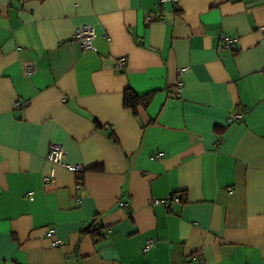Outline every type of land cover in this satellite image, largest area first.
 Wrapping results in <instances>:
<instances>
[{"label":"crops","instance_id":"crops-1","mask_svg":"<svg viewBox=\"0 0 264 264\" xmlns=\"http://www.w3.org/2000/svg\"><path fill=\"white\" fill-rule=\"evenodd\" d=\"M260 27L264 0H0V264H264ZM50 144L83 170L44 186Z\"/></svg>","mask_w":264,"mask_h":264},{"label":"built area","instance_id":"built-area-1","mask_svg":"<svg viewBox=\"0 0 264 264\" xmlns=\"http://www.w3.org/2000/svg\"><path fill=\"white\" fill-rule=\"evenodd\" d=\"M159 1L161 4H164V3H176L177 0H159ZM155 20H162V17H156L153 15H150V16L148 15L145 17V23L146 24H148L152 21H155ZM259 31L262 34H264V27H260ZM93 36H94V32L92 29H90L88 27H79V28H76L74 30L73 35H72V40L78 44L79 48L82 51H90L93 49V45H92ZM221 41H222V45H223L224 49H226L228 51H232L238 43L237 38H231L228 36H222ZM126 65H127V59L125 57H122V58H119L117 60V62L114 65V68H115V70L120 71V70H124L126 68ZM186 69L187 68H181L178 71V74L179 75L184 74L186 72ZM25 71H26V74L28 76L32 75L34 73L33 68L30 66H27ZM182 87H183V82L179 81L176 85V92L173 95V97H175V98L179 97V93H180ZM242 118H243L242 115H240L238 113H232L227 118L226 123L228 125L235 124V123L240 122L242 120ZM65 156H66V152L62 148V146L57 145V144H50L49 145L48 151H47L46 156H45V160L50 162L53 165V167L51 168V170L47 174H45L42 177V184L44 186H47L53 182L54 177H55V166L56 165L62 166V167L66 168L67 170H69L70 172H73V173H77V172H80L83 170L82 166H80V165L64 164L62 161H63V158ZM154 157L157 158L158 155L156 154V156H154ZM27 197L29 199H31L33 197V194L32 193L28 194ZM169 201L177 202V201H179V199L174 197V196H168L165 199H152L150 202V205L151 206L167 207ZM119 206L124 207V208L127 207V205L124 204L123 202H119ZM55 233H56L55 230L52 228L46 229L44 232V237L46 239H52L56 235ZM63 245H64V242L61 240L54 239L51 241L52 247H62ZM152 247H153V241L147 240L145 247L143 249V252L144 253L148 252ZM191 259H192V262H194L196 264H205L199 256H193Z\"/></svg>","mask_w":264,"mask_h":264},{"label":"trees","instance_id":"trees-1","mask_svg":"<svg viewBox=\"0 0 264 264\" xmlns=\"http://www.w3.org/2000/svg\"><path fill=\"white\" fill-rule=\"evenodd\" d=\"M152 95L139 96L134 94L130 89L124 91L123 105L126 108L135 109L139 105H146L149 103Z\"/></svg>","mask_w":264,"mask_h":264}]
</instances>
